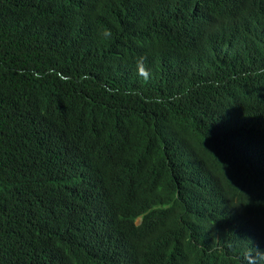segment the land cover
I'll return each instance as SVG.
<instances>
[{"label":"trees","instance_id":"obj_1","mask_svg":"<svg viewBox=\"0 0 264 264\" xmlns=\"http://www.w3.org/2000/svg\"><path fill=\"white\" fill-rule=\"evenodd\" d=\"M236 1L0 0V264H264V0Z\"/></svg>","mask_w":264,"mask_h":264},{"label":"clouds","instance_id":"obj_2","mask_svg":"<svg viewBox=\"0 0 264 264\" xmlns=\"http://www.w3.org/2000/svg\"><path fill=\"white\" fill-rule=\"evenodd\" d=\"M241 5V2L237 0L235 2V6L238 7ZM101 36L107 38L111 35V33L108 30H103L102 32L99 33ZM257 255L260 257V259H264V251H258Z\"/></svg>","mask_w":264,"mask_h":264},{"label":"bare ground","instance_id":"obj_3","mask_svg":"<svg viewBox=\"0 0 264 264\" xmlns=\"http://www.w3.org/2000/svg\"><path fill=\"white\" fill-rule=\"evenodd\" d=\"M74 9V8H73ZM242 22V21H241ZM252 24V23H251ZM250 27H252V26H250ZM132 223H134V222H132ZM159 223V222H158ZM135 224V223H134ZM151 227V226H150ZM140 228V227H139ZM141 240H143V239H141ZM136 243H137V241H136ZM146 243H148V242H146ZM137 246V245H136ZM142 246H144V245H142ZM147 249V248H146ZM142 253V252H141ZM145 254H146V252H144ZM148 253V252H147ZM152 253H153V251H152ZM140 258V257H139ZM149 261V260H148ZM151 262V261H150ZM142 263V262H141Z\"/></svg>","mask_w":264,"mask_h":264}]
</instances>
